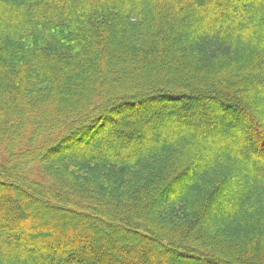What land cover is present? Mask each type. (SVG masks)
<instances>
[{
	"label": "trees",
	"instance_id": "obj_1",
	"mask_svg": "<svg viewBox=\"0 0 264 264\" xmlns=\"http://www.w3.org/2000/svg\"><path fill=\"white\" fill-rule=\"evenodd\" d=\"M232 2L0 0V264H264V131L177 118L264 108V0Z\"/></svg>",
	"mask_w": 264,
	"mask_h": 264
},
{
	"label": "rangeland",
	"instance_id": "obj_2",
	"mask_svg": "<svg viewBox=\"0 0 264 264\" xmlns=\"http://www.w3.org/2000/svg\"><path fill=\"white\" fill-rule=\"evenodd\" d=\"M225 2H228L230 6L236 8L238 7L237 4H235V2H232L231 0H224ZM247 2V1H246ZM250 2V1H249ZM227 3V4H228ZM256 27V25H255ZM261 34H263L264 37V27L260 28ZM153 95H150V97ZM237 99L239 101L242 102L240 96L236 95ZM203 99V100H201ZM198 99V106L194 108L193 112H191L189 115L184 114L183 116L178 115V119H181L185 122H193L195 123V125H198L200 127H204L207 130H209V132L215 131L214 130V126H218L220 124L226 123L227 120L232 121L233 118H231L230 116L232 115L234 118V123H236L237 125H239L240 131H239V136L241 140L243 139H247L246 137L251 136V141H250V146H247L245 144V150L246 152L251 155L252 154H256V152H258V150H260L259 146H257V131L260 128L261 131H264V108L263 110H258V108H260V103H257V101L255 102L256 104V108L254 106L249 107L247 106L246 102L244 103V107L243 109H240L239 112H237V110L233 113H223L222 105L220 104H216L214 105V103L209 99V98H201ZM247 101H249V98H247ZM250 101L252 102V99L250 98ZM246 104V105H245ZM254 105V104H253ZM200 106V107H199ZM164 105L163 102L160 101H155L153 103L150 104V107L145 108V107H138V109H135L134 107H128L127 110H122V116L121 119H123L124 114L128 113V119H130V124L132 126H135V119H142L144 122H147V118L148 120H150L149 118L152 117V115H158L161 112H163ZM114 113V111H112ZM224 114H227L229 116V118L225 117ZM173 119V118H172ZM171 119V120H172ZM176 119V118H175ZM173 119V120H175ZM168 120V121H171ZM177 123L178 120H175ZM150 122V121H149ZM151 125H153V123L150 122ZM257 126L256 128L254 126ZM114 128V125H112L111 123L109 125H106L105 128H102L101 131H98V133L95 134V136L89 141V142H80L77 143L76 146H71L70 148H77L80 147L79 149H84L87 152H91L93 151L94 148H96L99 145L100 150H107V149H113V143L116 141L117 135H115L114 133L111 134L109 133V130H112ZM156 131V130H155ZM153 131V132H155ZM256 134H255V133ZM254 133V134H253ZM264 134V133H263ZM149 137V134L147 135ZM264 136V135H263ZM147 137V138H148ZM123 138L125 141H134L136 139V135L131 133H125L123 134ZM102 139V140H101ZM239 139V140H240ZM260 142V141H259ZM69 148V149H70ZM78 149V148H77ZM252 152H251V151ZM104 151V150H103ZM256 151V152H255ZM230 172H228V174L226 173V176H229ZM179 184V181H177L175 184L173 183V188L172 185L169 187V189L167 188L166 190V194L163 195H170V193H172V191H175L177 189V187H175L176 185ZM227 188V187H226ZM227 190V189H226ZM226 190H224V193H226ZM0 192H5L0 190ZM9 194V192H6ZM60 217H62V215H60ZM65 217V216H64ZM63 223L65 224L67 222L66 219H62ZM45 222V221H44ZM74 223H77V221L75 220ZM54 227H57L56 225ZM62 234H65V232L61 231ZM40 234H36V235H45V233L43 232H39ZM99 235H101V233H98ZM96 240L97 238L94 237ZM188 262L187 258H185L184 256H180V257H176V259H171L170 264H186Z\"/></svg>",
	"mask_w": 264,
	"mask_h": 264
}]
</instances>
